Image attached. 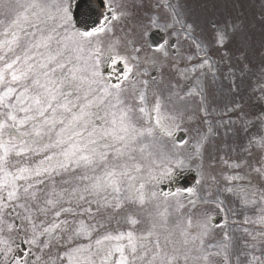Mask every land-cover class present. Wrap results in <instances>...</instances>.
Returning a JSON list of instances; mask_svg holds the SVG:
<instances>
[{
    "label": "snow or ice",
    "instance_id": "snow-or-ice-1",
    "mask_svg": "<svg viewBox=\"0 0 264 264\" xmlns=\"http://www.w3.org/2000/svg\"><path fill=\"white\" fill-rule=\"evenodd\" d=\"M211 27L187 0H0V264H264V83L254 109L251 36Z\"/></svg>",
    "mask_w": 264,
    "mask_h": 264
},
{
    "label": "flooded vegetation",
    "instance_id": "flooded-vegetation-1",
    "mask_svg": "<svg viewBox=\"0 0 264 264\" xmlns=\"http://www.w3.org/2000/svg\"><path fill=\"white\" fill-rule=\"evenodd\" d=\"M153 2H155V0H153ZM187 6L190 9L191 18L194 19L198 25L197 35L209 44L212 41V34L214 31L211 27L213 22L217 25H222L227 20L243 21L248 35L251 36L252 51L249 53V60L252 62V65L255 64L257 66L261 63L259 50L263 39V23L258 20L261 13L260 6L256 1L187 0ZM229 47L234 53L236 52L234 46L230 45ZM233 62L235 63V58H233ZM248 82V74L243 79L237 80V84L240 86L241 92L244 93L246 91Z\"/></svg>",
    "mask_w": 264,
    "mask_h": 264
},
{
    "label": "water",
    "instance_id": "water-1",
    "mask_svg": "<svg viewBox=\"0 0 264 264\" xmlns=\"http://www.w3.org/2000/svg\"><path fill=\"white\" fill-rule=\"evenodd\" d=\"M188 183H190V178L185 177V178L181 181L180 184H188Z\"/></svg>",
    "mask_w": 264,
    "mask_h": 264
},
{
    "label": "rangeland",
    "instance_id": "rangeland-1",
    "mask_svg": "<svg viewBox=\"0 0 264 264\" xmlns=\"http://www.w3.org/2000/svg\"><path fill=\"white\" fill-rule=\"evenodd\" d=\"M254 131H255V129H254Z\"/></svg>",
    "mask_w": 264,
    "mask_h": 264
}]
</instances>
